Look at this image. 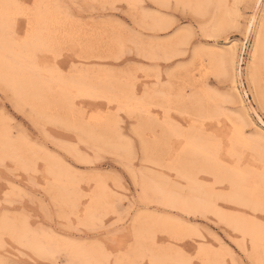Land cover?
<instances>
[{"label":"rangeland","instance_id":"1","mask_svg":"<svg viewBox=\"0 0 264 264\" xmlns=\"http://www.w3.org/2000/svg\"><path fill=\"white\" fill-rule=\"evenodd\" d=\"M201 1L31 0L43 5L33 17L49 15L53 25L54 39L44 40L52 55L38 58L43 68L58 69L64 77L80 71L94 82L104 79L112 95L132 90L143 109L132 112L114 102L110 109L95 107L107 102L102 99H87L86 108L67 107L56 87L37 101H24L0 80V129L16 145L0 152V224H22L58 246L37 254L0 226V264H75L64 246L76 245L103 249L104 264H128L141 231L147 249L136 264H151L156 256L179 257L177 264H215L202 261L200 250L216 264H257L250 238L218 216L171 206L145 189L155 182L174 195L196 196L182 175L187 161L197 167V185L218 195L224 215H252L259 225L264 217V208L253 211L233 199L234 189L213 174L212 161L186 160L180 150L173 152L181 140L176 133L222 141L216 123L228 121L248 139H260L264 151V71L258 86L247 74L253 48L246 28L257 0H225L232 25L222 27L216 24V6L201 10ZM19 11L10 8L17 28L24 24L15 19ZM233 47L236 71L227 65L219 73L212 57ZM86 129L103 130L117 149L92 143ZM49 170L61 171L72 184L76 206L58 200L60 186ZM98 184L105 193L91 219L79 210L94 205ZM193 240L197 250L191 249Z\"/></svg>","mask_w":264,"mask_h":264},{"label":"bare ground","instance_id":"2","mask_svg":"<svg viewBox=\"0 0 264 264\" xmlns=\"http://www.w3.org/2000/svg\"><path fill=\"white\" fill-rule=\"evenodd\" d=\"M15 1L0 0V80L7 83L16 92L19 98L22 100L24 99V101L30 99L33 102V100L44 97L50 90H54L56 87L60 101H62L64 105L66 104L65 106L67 107L81 106V108H84L89 105L87 99H102L107 102L104 104H96L95 107L105 106L110 109L111 103L114 102L119 104L122 108L132 112L133 110H139L141 108V103L136 101L134 97L135 92L132 90L123 91L120 95H112L109 93V85L107 83H102L104 79L100 78L98 82H94L96 79L91 80L87 73L86 75L79 74L80 71L78 75L75 74L64 77L59 73L58 69L43 68L42 65L44 63L35 56V51L41 39H43V42L45 38L48 40L54 39L53 25L50 21V16L36 13L33 21L35 39L30 43L17 42L12 35L11 29L6 27V23L9 20H11V22L13 21L12 14L10 13L11 7L9 6L16 5ZM212 5H215L219 11L216 24L220 27L232 25V20L230 18L232 11L230 7H227L228 5H226L225 0H202L198 7L203 10L208 9ZM254 10L255 15L251 18L249 21L250 25L246 28V40L252 39L253 48L247 74L250 77V81L258 86L262 80L264 71V0L255 1ZM153 23L154 26H158L159 24L156 19H153ZM236 49V47H233L220 56H213L212 66L221 73V71H225L228 65L234 73L236 71L237 61ZM45 61L47 60L45 59ZM202 68L203 65H200L199 70ZM143 84L144 83H142V85ZM234 89L237 91L236 86H234ZM236 94H239V92ZM75 98H81V100L75 102ZM141 109H143V107ZM95 117L96 116L91 118ZM98 117H96L97 120H100V122L104 121V118ZM216 124L220 132L218 135L221 136L222 141H215L213 138L202 139L195 135H182L175 132L176 136L180 137L181 140L175 145L173 152L180 150L183 154L182 158L186 160L192 159L194 161V159H202L205 162L208 160L212 161V165L215 169L213 174H215L218 179L227 181L231 185L234 189V200L240 201L246 206H251L253 211L264 208V151L260 145V139H248L245 136L244 130L230 121L225 122L222 126H219L218 122ZM102 128H105V126ZM86 130L83 131V133L87 134L88 139L93 141L92 143L95 142L102 146H110L117 149L116 146L112 145L109 140L105 138L107 134H103V130L99 133ZM14 142L11 140L8 131L0 129V152L15 150L16 145ZM186 163L187 161L184 164L182 175L186 176L190 181V187L197 194L196 196L176 195L177 192L175 191L176 194L174 195L170 191L165 190L162 185L156 184L155 182L145 186L147 193L152 194L153 197L171 206L200 209L218 216L234 231L239 232L242 237L250 238L257 264H264V228L255 221V217L252 215H250L251 217L224 215L220 205L215 201L218 195L214 194L212 189H204L198 186L197 180L195 179V170L197 167L195 164ZM49 173L53 176L58 186H60L59 195L57 197L58 200L63 202L67 201L72 206H76L73 203L74 199H72V184L66 181L64 174L61 171L55 170H49ZM96 189L98 199L94 201V205L85 206L79 210L81 214H87L91 219L95 218L96 207L102 205L103 195L105 193V187L102 184H98ZM89 201L90 199L87 200L85 204ZM0 226L2 231L9 232L10 234L12 233L15 241L19 242L20 245L22 244L31 248L32 251L37 254H50L58 248L57 244L49 238L34 234L31 235L26 226L22 224L17 226L4 221L1 222ZM147 230L148 229H145V231ZM138 238L139 246L134 250V253L132 252L128 257V264H136L138 257L147 249V245H143L142 243V231L138 234ZM193 242L191 249L197 250V242L195 240H193ZM64 247H66V250H69L72 259L76 261L75 264H104L108 256L101 248H85L77 245ZM199 255L202 261L205 260L209 263H217L213 256L206 255L201 250ZM179 262H181L179 257L171 256H156L151 259V264H177Z\"/></svg>","mask_w":264,"mask_h":264},{"label":"snow or ice","instance_id":"3","mask_svg":"<svg viewBox=\"0 0 264 264\" xmlns=\"http://www.w3.org/2000/svg\"><path fill=\"white\" fill-rule=\"evenodd\" d=\"M9 7H15L19 9L16 16V20H23L24 24L20 27H16L14 24H12L11 20H9L6 23V27L11 29L12 35L15 37L17 42L20 43H30L35 39L34 35V17L33 13L37 10L43 7V5L37 4V3H31V0H28V2L20 3L16 5H10ZM52 52L47 50L46 44L43 42V39H41L40 43L36 47L35 56L37 58H48L51 57ZM261 227L264 228V217L261 218Z\"/></svg>","mask_w":264,"mask_h":264}]
</instances>
